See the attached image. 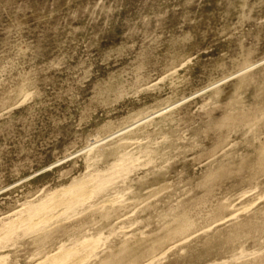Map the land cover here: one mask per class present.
Masks as SVG:
<instances>
[{"label":"rangeland","instance_id":"obj_1","mask_svg":"<svg viewBox=\"0 0 264 264\" xmlns=\"http://www.w3.org/2000/svg\"><path fill=\"white\" fill-rule=\"evenodd\" d=\"M77 248L264 264V0H0V264Z\"/></svg>","mask_w":264,"mask_h":264},{"label":"bare ground","instance_id":"obj_2","mask_svg":"<svg viewBox=\"0 0 264 264\" xmlns=\"http://www.w3.org/2000/svg\"><path fill=\"white\" fill-rule=\"evenodd\" d=\"M75 188H76V187H75ZM68 189H69V188H68ZM72 189H74V188H72ZM64 190H65V189H64ZM75 190H76V189H75ZM69 193H70V192H69ZM57 194H58V193H57ZM56 196H57V195H56ZM78 196L80 197L81 195H78ZM54 197H55V196H54ZM58 197H59V194H58ZM58 197H57V198H58ZM67 197H68V196H67ZM69 197H70V196H69ZM51 198H53V197L51 196ZM51 198H50V199H51ZM55 198H56V197H55ZM53 199H54V198H53ZM72 199H73V200H72ZM59 200H61L60 197H59ZM59 200H58V201H59ZM68 200H69V201H68L66 204H67L68 206L73 205L74 202H77V194L72 195L71 198L68 199ZM71 200H72V201H71ZM49 201H50V200H49ZM55 201H56V200H55ZM70 201H71V202H70ZM52 203H53V202H52ZM50 205H51V204H50ZM54 205H55V204H54ZM55 206H57V205H55ZM47 208H48V207L46 206V203H44L43 206H39V207H38V209H39L40 211H38L37 208H36V210H34V211H32V209H30L31 212L33 213V214H30V215H32V216H33V215H36L37 213H39V212H41V211L48 210ZM83 248L85 249V247H82L81 249L84 250ZM86 250H87V249H86ZM86 250H85V251H86ZM77 251H80V248H79V249L77 248V249H75V250L69 251V253L65 252V254H63V252H62V253H61L62 255H66L64 258H63V257L60 258L59 256H56V257L54 256V263H55V264H61V262H63V260H66L67 258H69V256L71 257V256H73V255H76L75 253H77ZM85 251H84V253H85ZM66 253H67V254H66ZM82 253H83V252H82ZM84 253H83V254H84ZM61 254H60V255H61ZM79 255H81V253H79ZM83 257H84V256H83ZM83 257H82V258H83ZM81 260H82V259H81ZM81 260H79V261H81ZM50 263H51V262H50ZM52 263H53V262H52ZM52 263H51V264H52ZM63 263H64V262H63Z\"/></svg>","mask_w":264,"mask_h":264}]
</instances>
